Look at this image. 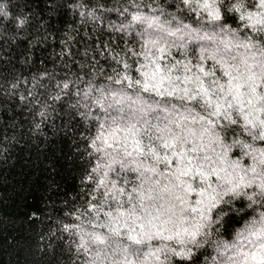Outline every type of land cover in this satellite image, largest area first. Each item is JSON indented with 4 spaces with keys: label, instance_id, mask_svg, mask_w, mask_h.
Returning a JSON list of instances; mask_svg holds the SVG:
<instances>
[{
    "label": "trees",
    "instance_id": "1",
    "mask_svg": "<svg viewBox=\"0 0 264 264\" xmlns=\"http://www.w3.org/2000/svg\"><path fill=\"white\" fill-rule=\"evenodd\" d=\"M202 3L0 0V264H257L264 31L239 17L261 9ZM226 70L255 94L190 99Z\"/></svg>",
    "mask_w": 264,
    "mask_h": 264
},
{
    "label": "snow or ice",
    "instance_id": "2",
    "mask_svg": "<svg viewBox=\"0 0 264 264\" xmlns=\"http://www.w3.org/2000/svg\"><path fill=\"white\" fill-rule=\"evenodd\" d=\"M190 0H185V3H189ZM221 2H223V0H221ZM215 3L216 0H212V3H209V0H203V3L201 5L202 8L207 9L209 11V15L211 16V18L215 21H219L221 19V13L220 10L218 8L215 7ZM256 7H258L259 9H261L260 12H242V14L240 15V19L243 20H247L249 22V24L251 26H256V25H262L261 31H264V0H256L255 5ZM244 7L243 4V0H237V3L233 5V10L235 11H240L242 8ZM134 19L139 20L140 17H134ZM162 51V50H161ZM144 67H147L146 65ZM201 72H204V69L201 68L200 69ZM250 71V69H249ZM159 72V67H157L155 69V71H153L151 73V75L148 72H145L144 75L146 77H148L149 80L155 78L156 74ZM205 76L210 75V73L208 72H204ZM254 73L247 75L246 77L244 76V73H240L239 75H231V72L229 71H225V76H229L230 79L228 81V85H227V89H225V85L220 84L218 81H213L212 84L210 85V89H205L203 87V82H201L199 84V89L200 91L195 95V96H191L190 99H196L197 96L203 94V96L207 97L210 94L213 96L217 95V90L219 91V93L222 94V96L220 97V99L224 100V103L227 104V108H232L234 105H239L241 103H243L242 97L245 96V93L241 92V88H243L246 84L248 85V88L250 90V92L252 94H255L256 92V86H255V82H254ZM241 78H244V82L241 83ZM186 79H190V78H186ZM197 81H200V77L197 76L196 77ZM252 83H249V82ZM235 82V83H234ZM144 88L147 91L149 88V84L145 83L144 84ZM185 91L187 92L188 89H185ZM171 94V93H169ZM258 99H264V96L258 97ZM209 107H213L214 111H212L210 114L214 115V116H219L221 114H223L225 116L226 119H231L228 116L227 113V109L224 108V104L219 103L217 100H208L207 101ZM247 103L249 105L253 104L252 100H248ZM245 119L247 120L248 124H254L253 120L248 119L247 117H245ZM232 123H235V121H231ZM260 128L261 131L259 133V138L264 140V121L260 122ZM115 133H112V136L114 137ZM102 137H97V139H101ZM178 137H172V139L170 140H165L163 142V144L161 145L162 147L165 148H172L173 146V141L176 140ZM105 144L108 147H111V144H108V141L105 140L104 141ZM95 143V142H93ZM136 147L137 150L139 151V142L136 143ZM128 155H131V153H128ZM173 155H176V153H173ZM168 157L165 156L162 158L163 161H168ZM158 162H161V160L158 158ZM191 163V161H189V164ZM156 169L153 168L152 171H155ZM184 175H187L188 172L187 170H184L183 173ZM215 174V172H213V175ZM262 187V191H264V186ZM213 207H215V205H213ZM107 216H109L110 218H112L113 220H116L115 217H113V214L111 212L106 213ZM121 216H123V213H120ZM112 234L113 235H120L119 229L117 228H113L112 229ZM160 233H154V234H147V239H152L154 236H159ZM130 240L133 241V243L136 244H140L143 241L141 239H137L135 236L129 234L128 237ZM165 239H172L171 236H166L164 237ZM192 238H194V234L192 236ZM96 239H100V237H96ZM261 251H260V257L259 259H257V254L253 253L251 256L252 260H256L257 264H264V245L260 246ZM177 255H180L181 253H176Z\"/></svg>",
    "mask_w": 264,
    "mask_h": 264
},
{
    "label": "clouds",
    "instance_id": "3",
    "mask_svg": "<svg viewBox=\"0 0 264 264\" xmlns=\"http://www.w3.org/2000/svg\"><path fill=\"white\" fill-rule=\"evenodd\" d=\"M7 15H8V17L9 18H11V13H7ZM20 25H23V19H21V20H19V22H18ZM245 47H247V45H244ZM146 167V166H145ZM151 171H152V169H151ZM208 218H207V216L205 217V220H207ZM209 223H214V222H209ZM261 223H264V216H262L261 217ZM252 232H255V227H252V228H249V229H246L245 230V235L247 236L249 233H252ZM193 234H194V238H193V240L191 241V242H195V235H196V232H189V235L190 236H193ZM257 243H259L260 244V246L261 245H264V240H260V241H257V240H250V244H252V245H255V244H257ZM260 250H261V248H260ZM237 250L234 248L233 249V252L235 253ZM239 260H240V257H239V255H237L236 256V264H239Z\"/></svg>",
    "mask_w": 264,
    "mask_h": 264
}]
</instances>
